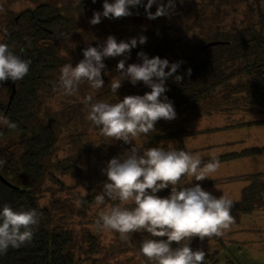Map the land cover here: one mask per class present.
Returning <instances> with one entry per match:
<instances>
[{"label": "rangeland", "instance_id": "obj_1", "mask_svg": "<svg viewBox=\"0 0 264 264\" xmlns=\"http://www.w3.org/2000/svg\"><path fill=\"white\" fill-rule=\"evenodd\" d=\"M43 1L0 0V30L5 27L3 20ZM48 1L58 6L77 4L76 0ZM105 1L106 13L74 15L76 27L61 47L63 58L70 60L68 66H61L64 81L56 77L51 82L55 88L44 104L53 118L60 116L59 139L46 161L38 202L48 207L54 226L73 233L75 264H183L192 257L186 253L200 255L202 248L218 250L219 264H264V212L244 214L242 226L247 230L241 243L220 242L217 234L222 236L223 231L214 232L213 215L207 217L203 196L193 186L197 180L191 181L188 168L189 144L205 145L197 133L208 129L211 120L254 116L253 104L264 109V81L253 89L221 85L205 105L161 113L157 124L140 126L133 133L96 129L98 109L105 111L107 106L119 129L127 115L124 100L132 97L130 91L142 73L150 75L151 69L132 55L131 48L143 42L150 29L165 27L172 40L182 36L205 5L203 0H157L151 12L137 9L124 20ZM219 5L212 1L201 29L188 34L191 45L211 27L243 28L261 17L248 12L245 0H229L216 16ZM210 14L211 27L207 23ZM148 89L147 104L161 108L153 97L162 98V90ZM2 93L4 99L9 98V89ZM19 136L18 132L2 134L0 145L15 142ZM248 161L239 163L245 166ZM137 190L146 202L139 200ZM162 224L165 234L171 230L181 236L180 254L170 250L164 254L162 247L153 245L152 238L162 233ZM207 237L215 238L218 248Z\"/></svg>", "mask_w": 264, "mask_h": 264}, {"label": "trees", "instance_id": "obj_2", "mask_svg": "<svg viewBox=\"0 0 264 264\" xmlns=\"http://www.w3.org/2000/svg\"><path fill=\"white\" fill-rule=\"evenodd\" d=\"M76 1V5L58 6L45 0L2 22L5 27L0 30V136L8 132H18L20 136L15 142L0 145V172L12 184L0 179V264H75L73 233L53 225L51 212L39 204L38 197L47 173L46 161L59 139L57 125L60 116L56 114L53 118L44 104L55 88L51 82L56 77L61 78L60 83L64 81L61 66H68L70 62L61 55L62 42L76 27L75 14L96 10L106 13L105 0ZM203 1L205 5L198 10L194 22L182 36L172 40L165 27L150 29L145 40L131 48L132 55L151 69L150 75L142 73L138 85L130 91L132 97L129 101L124 100L127 115L119 129L108 114L109 106L105 111L98 109L96 129L133 133L140 126L157 124L161 113L181 112L190 106L197 105V109L205 105L221 85L224 89L234 86L253 89L264 81V0H245L248 12L261 17L243 28L225 29L222 28L224 25H218L214 29L210 14L207 23L211 29L198 34L199 41L191 45L186 40L188 34L196 27L201 29L212 1L221 3L216 16L229 3V0ZM107 2L110 8H117V17L121 15L124 20L132 11L139 9L149 13L157 4V0ZM153 86L162 90V98L153 97L161 108L147 104L148 88ZM138 87L140 89L136 90ZM4 89L10 90L8 99L3 98ZM228 99L231 101L230 97L226 102H230ZM231 116L234 117L230 115L224 119H231ZM256 151L260 149L211 156L208 160L190 162L188 168L193 170ZM253 176L242 200L218 208L220 213L264 210L262 175ZM137 192L139 200L146 202L140 190ZM161 228L162 233L158 232V236L152 238L153 245L162 247L164 254L169 250L172 254H180L181 236L171 230L165 234V224ZM202 250L200 255L186 253L192 257L183 264H219L218 250Z\"/></svg>", "mask_w": 264, "mask_h": 264}, {"label": "crops", "instance_id": "obj_3", "mask_svg": "<svg viewBox=\"0 0 264 264\" xmlns=\"http://www.w3.org/2000/svg\"><path fill=\"white\" fill-rule=\"evenodd\" d=\"M251 109L254 111V116L245 118L231 116V119L223 118L222 120L214 118L211 120L213 124L208 129L197 133V136L202 135L203 139L200 143L205 140V145H198V141L195 144L193 142L189 144L191 162L208 160L211 156L219 157L243 150L252 152L260 149L254 153H245L239 158L217 161L191 170L193 172L191 181L194 182L195 178L197 180L193 186L203 196L201 204L207 209V217L211 218V214L213 215L214 232L217 229L223 231L222 236L217 234L222 243L225 240L229 243H241V237L247 230L242 226L244 214L264 212L257 209L247 213L232 214L227 211L220 213L218 210L223 206L240 202L244 196V190L252 183L253 175H262L260 181L264 183V168L260 165L264 158V149L261 150L264 148V109L254 104ZM244 159L249 160L245 166L239 163ZM207 239H210L211 246L218 248L219 242L213 241L215 238L207 237ZM257 240L262 239L257 236Z\"/></svg>", "mask_w": 264, "mask_h": 264}, {"label": "water", "instance_id": "obj_4", "mask_svg": "<svg viewBox=\"0 0 264 264\" xmlns=\"http://www.w3.org/2000/svg\"><path fill=\"white\" fill-rule=\"evenodd\" d=\"M14 91H15V85H14V87H13V94H14ZM13 96V95H12ZM12 96H11V98H12ZM0 179L2 180V181H4L6 184H8V185H12L11 184V182L10 181H8L2 174H1V172H0Z\"/></svg>", "mask_w": 264, "mask_h": 264}]
</instances>
